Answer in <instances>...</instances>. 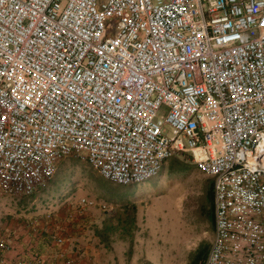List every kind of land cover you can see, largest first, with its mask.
I'll use <instances>...</instances> for the list:
<instances>
[{
  "label": "built area",
  "instance_id": "obj_1",
  "mask_svg": "<svg viewBox=\"0 0 264 264\" xmlns=\"http://www.w3.org/2000/svg\"><path fill=\"white\" fill-rule=\"evenodd\" d=\"M72 156L121 186L187 156L214 183L200 264H264V0H0V194ZM0 264L76 263L8 234Z\"/></svg>",
  "mask_w": 264,
  "mask_h": 264
},
{
  "label": "rangeland",
  "instance_id": "obj_2",
  "mask_svg": "<svg viewBox=\"0 0 264 264\" xmlns=\"http://www.w3.org/2000/svg\"><path fill=\"white\" fill-rule=\"evenodd\" d=\"M213 185L187 156L168 160L158 176L131 186L104 179L72 156L58 163L53 180L35 195L0 194V237L10 234L17 251L26 246L24 237L35 238L28 224L38 218L48 246L57 236L85 238L70 244L79 251L73 255L76 264H200L214 238ZM83 199L95 205L81 206ZM82 243L92 251L88 262L77 246ZM200 249L207 254L195 260Z\"/></svg>",
  "mask_w": 264,
  "mask_h": 264
},
{
  "label": "crops",
  "instance_id": "obj_3",
  "mask_svg": "<svg viewBox=\"0 0 264 264\" xmlns=\"http://www.w3.org/2000/svg\"><path fill=\"white\" fill-rule=\"evenodd\" d=\"M139 202H145L146 204H152V201H146L145 199H141ZM148 209H149V211H152V208L148 207ZM28 233H29V231H28ZM214 235H215V220H214ZM30 236L24 237V240L27 241V244H25L26 246H24L22 248H16L17 253H21V252H26V253L32 252L34 254L39 253L45 258H50V257L55 256L57 253L61 252V253H64L66 255V257H70L73 255H76V253H79V251H77V250H75V251L72 250L70 248V244H72L75 241L81 242V239H85V238H81L82 237L81 234L68 235L67 237H65L67 240L65 241L64 246L58 247L54 241L52 243L50 242L51 244L48 246L46 237H43L41 234H39L38 236L36 235L35 238H33L32 236L30 237ZM29 241H30V243L28 246ZM31 241H32V243H31ZM14 244H18V243H14ZM77 246H78V249L80 247L81 251H84L83 255L85 256L86 262H88L91 259L90 255L92 252V251L91 252L89 251V249H90L89 246H87L85 243H82V244L77 245ZM14 247H17V245ZM78 264H83V261L82 262L78 261Z\"/></svg>",
  "mask_w": 264,
  "mask_h": 264
},
{
  "label": "trees",
  "instance_id": "obj_4",
  "mask_svg": "<svg viewBox=\"0 0 264 264\" xmlns=\"http://www.w3.org/2000/svg\"><path fill=\"white\" fill-rule=\"evenodd\" d=\"M213 188H214V185H213ZM213 188H212V191H211V206H210L211 214H210V216H211V219L213 220V223H214V220H215V203H214V192H213ZM41 235H42V233H41ZM206 254H207V252L205 250L200 249L198 251L197 255H196V259L195 260H199V259L205 258V255Z\"/></svg>",
  "mask_w": 264,
  "mask_h": 264
}]
</instances>
